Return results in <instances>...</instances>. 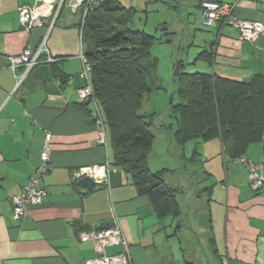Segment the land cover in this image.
I'll return each instance as SVG.
<instances>
[{
    "label": "crops",
    "instance_id": "0c3cea01",
    "mask_svg": "<svg viewBox=\"0 0 264 264\" xmlns=\"http://www.w3.org/2000/svg\"><path fill=\"white\" fill-rule=\"evenodd\" d=\"M54 1V15L43 18L41 27L27 30L19 9L33 7L40 0H0V264H86L97 254L91 241L81 240V233L105 230L99 227L108 224L109 228L115 217L129 244L133 264H205L196 255L186 259L189 243L194 244L185 233H195L197 226L203 231L208 224L210 232L205 237L212 247L211 255H223L226 264H264V194L251 190L245 166L229 158L220 139L195 144L200 146L196 163L202 167L192 170L189 183L181 180V163L174 169L164 168L168 170L166 183L178 189L181 215L175 218L159 217L150 199L138 194L125 171L111 165L108 130L107 145H100L94 122L77 107L83 103L80 90L87 83L81 76V54L88 56L94 49L91 34L83 28L84 7L73 11L70 5L77 0H66L55 19L61 0ZM118 1L143 14V30L149 34L162 25L173 34L170 43H164L163 38L159 44L175 47L180 58L173 53L168 60L152 49L161 64L168 60L172 73L179 60L200 71L197 54L214 45V64L198 60L207 65L201 72L235 80L264 77V30L254 42L241 41L233 24L206 32L202 10L204 2L233 5L235 19L264 26V0ZM47 8L49 12V5ZM45 36L47 53L20 83L24 70L13 72L8 57L38 49ZM156 73L161 80L159 67ZM163 127L155 126L153 132L157 129L161 134ZM166 133L171 148L175 141ZM47 134L52 136L53 170L45 175L42 186L48 195L42 205L31 207L17 220L10 199L21 194L39 166ZM156 154L153 148L148 159L152 171L162 170L150 165ZM263 155L261 143L251 145L246 152L252 162ZM94 166L100 168L97 176L103 181L96 180L94 191L81 194L78 182L83 177L76 172ZM203 207L208 210L206 217L201 216ZM187 218L192 232L184 226ZM106 251L114 255L123 248L111 246Z\"/></svg>",
    "mask_w": 264,
    "mask_h": 264
},
{
    "label": "trees",
    "instance_id": "16d2710c",
    "mask_svg": "<svg viewBox=\"0 0 264 264\" xmlns=\"http://www.w3.org/2000/svg\"><path fill=\"white\" fill-rule=\"evenodd\" d=\"M138 14L137 9L118 0H104L91 10L83 28L91 34L94 49L86 59L92 67L94 99L110 134L111 165L125 171L138 194L150 199L159 217L175 218L181 215L178 189L166 183L164 175L168 170L152 171L148 166L156 114L141 113L146 97L162 89L156 73L159 59L152 48L163 38L164 43H170L173 34L166 25L155 34L131 28ZM225 25L222 21L215 26L221 29ZM214 47L204 49L196 60L213 66ZM187 66L180 60L173 66L179 101L170 102L173 122L164 125L165 132L171 133L182 151L189 142L220 139L232 161L246 156L248 148L256 143L262 144L264 153V77L235 80L214 73L190 72ZM77 107L88 114L91 123L95 121L88 103L83 101ZM199 155L195 147L190 161L198 162Z\"/></svg>",
    "mask_w": 264,
    "mask_h": 264
},
{
    "label": "built area",
    "instance_id": "2783aa9c",
    "mask_svg": "<svg viewBox=\"0 0 264 264\" xmlns=\"http://www.w3.org/2000/svg\"><path fill=\"white\" fill-rule=\"evenodd\" d=\"M65 2L66 0H61L60 5L58 4L59 7L57 9L55 19L58 17L59 12ZM103 2L104 0H77L76 2L71 3L70 8L75 11L78 6L84 7V13L82 17L84 24L87 14L91 10L100 7ZM55 4L56 1L54 0H49L48 3L46 0H40V3H37L33 7H21L19 9V18L22 25L27 30L41 27L43 25V18L47 17L48 15H54V12L56 11H54ZM47 5H49V12H47ZM202 7L204 10L203 17L205 26L212 27L222 21L225 24H233L240 32L239 38L241 41L254 42L264 30V26L261 23L235 19L233 15V5L220 2H204ZM47 37L48 36H45L41 42V46L38 49H26L17 56L8 57L9 68L13 72L19 68L24 70V74L20 78V83H22L29 73L40 64L42 55L45 52L47 53ZM81 59L83 61V70L81 72V76L86 79L87 83L80 90V96L82 100L88 103L94 111V125L96 131L98 132V143L100 145L106 146V124L101 117L98 104L94 99L93 89L90 81V72L92 67L84 54H81ZM48 61L53 60L48 58ZM51 139V134H47L44 146L42 147L41 153L39 155V166L34 170V173L29 178L28 183L23 187L21 194L10 199L12 211L14 217L17 220L23 219L31 207L42 205L48 195L47 191L42 186V180L45 175L53 170L51 163ZM234 162L245 166L248 172V180L251 190L255 193L264 194V155L258 162H252L246 156L238 158L234 160ZM99 170L100 168L97 166L82 168L76 172V176H89L95 181L97 180V182H102L103 178L101 176H97V172ZM80 238L83 241H91L94 244L97 254L94 259L87 261L86 264H133L130 256L129 244L120 225L119 219L116 217L109 228L95 232L81 233ZM111 246H121L123 251L121 253L109 255L106 249Z\"/></svg>",
    "mask_w": 264,
    "mask_h": 264
},
{
    "label": "rangeland",
    "instance_id": "374dc122",
    "mask_svg": "<svg viewBox=\"0 0 264 264\" xmlns=\"http://www.w3.org/2000/svg\"><path fill=\"white\" fill-rule=\"evenodd\" d=\"M122 2H127V0H122ZM203 5V4H202ZM203 10V7H202ZM204 11V10H203ZM141 18L144 21H140ZM254 22V21H253ZM145 24V17L143 14H140L136 17L134 23L130 25L133 29H140L143 30V26ZM203 24H204V17H203ZM205 31L210 32V27H207L204 25ZM205 31H202L201 33H204ZM148 33V32H147ZM152 34V32H150ZM160 35V34H158ZM208 37V36H207ZM157 45V47H156ZM152 49L153 52L157 55H162L165 59H170L173 56V53L175 56L179 57L180 53L178 49H176L173 46H169L168 44H159L157 43ZM200 53V52H199ZM199 53L197 55H199ZM191 57V56H190ZM180 58V57H179ZM168 60H165V62H162V64L159 62V70H161V83H162V89L156 92H153L149 96L146 97L145 102L143 104V107L141 109V113L146 115H153L156 114L154 123L156 128L159 127V125H170L173 121L171 120V106L170 102L173 100V103H177L178 95L176 93V85L174 82L173 73L171 71L170 63H166ZM195 60V59H194ZM198 69L200 71H203L202 69L206 68V63H202V61H197ZM196 67V66H195ZM195 67H187V71L195 72L199 70H194ZM157 130V129H156ZM156 130H154V133L156 134V139L154 140V151L157 152L156 155H154L153 158L150 160V165L152 167H155V169H174L177 167L178 163L183 165V174L181 176V180L184 183H189L192 176V170L201 168V164L198 163H192L190 161V158L192 157L193 150L195 148L196 142H189L184 151L181 150V147H179L176 143L172 145V147H168V143L166 142L168 140V137H166L168 134L166 132L163 133H156ZM168 149L170 150V156L168 154ZM200 149V146L198 147ZM166 155H162V153H165ZM180 160V161H179ZM178 165V167H179ZM180 175H178L179 177ZM176 177V176H175ZM180 178V177H179ZM176 179V178H175ZM205 204V203H199ZM199 205V206H200ZM192 208L191 210H193ZM201 209V207H199ZM208 210L203 207L201 211V216L206 217ZM195 213V212H194ZM190 217H193L192 213ZM184 226L191 229V224L189 221V218H187V222H184ZM209 224L205 226L204 230H201L200 226H197L195 233L186 232L185 234L187 236V240H190L193 242L194 246L189 243L190 248L187 250V254L185 255L186 259L190 260L193 257V255H196V257L200 260L202 258L205 261V264H226L225 258L223 255H211V249L209 239L205 237V235H209L208 232H210V228L208 230ZM194 229V228H193ZM216 247L213 248L215 250ZM196 254H193L194 252ZM200 257V258H199ZM198 260V261H199Z\"/></svg>",
    "mask_w": 264,
    "mask_h": 264
},
{
    "label": "water",
    "instance_id": "95a60500",
    "mask_svg": "<svg viewBox=\"0 0 264 264\" xmlns=\"http://www.w3.org/2000/svg\"><path fill=\"white\" fill-rule=\"evenodd\" d=\"M154 82V81H153ZM95 180L89 176L83 177L79 182H78V188L79 192L81 194L87 195L89 192L94 191L95 189ZM108 224H102L99 229H107Z\"/></svg>",
    "mask_w": 264,
    "mask_h": 264
}]
</instances>
